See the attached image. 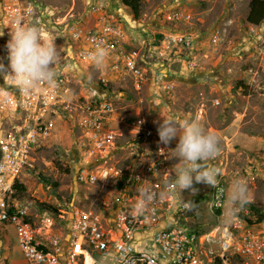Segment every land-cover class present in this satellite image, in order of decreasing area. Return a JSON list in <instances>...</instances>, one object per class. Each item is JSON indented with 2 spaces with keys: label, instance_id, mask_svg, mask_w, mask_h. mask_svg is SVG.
<instances>
[{
  "label": "rangeland",
  "instance_id": "rangeland-1",
  "mask_svg": "<svg viewBox=\"0 0 264 264\" xmlns=\"http://www.w3.org/2000/svg\"><path fill=\"white\" fill-rule=\"evenodd\" d=\"M35 1L41 9L53 14L56 23L72 17L89 27L93 23L87 12L90 3L103 2L107 7L118 8L124 19L126 47L139 50L143 59L151 64L148 68L153 73L139 91L131 89L127 77L120 74L112 77L108 72L116 109L113 127L122 145L121 149L111 153L109 164L124 170L130 163V144L135 143V136L130 133L129 125L137 118L157 135L158 123L169 117L180 121L198 120L212 133L211 126H221L228 139L218 136L220 153L207 162L219 170L217 183L225 189V203L219 214L208 209L213 187L194 184L198 189L195 195L178 190L175 183L178 161L173 151L178 137L168 145L162 144L164 163L170 171L165 184L171 185L173 198L177 204L196 200L194 210L184 211L180 221L202 231L217 225L232 226L235 218H242L250 228H264V220L256 222L255 215L249 210V205L264 210V22L259 26L246 22L250 0H140L137 18L120 0ZM3 20L0 0V28L3 31L0 58L6 66ZM60 28L57 26L47 38L60 48L57 71L66 74L73 86L81 81L96 82L101 70L105 69L78 60L74 44ZM176 35L188 36L193 40L192 45L170 44L167 47L164 38ZM186 63H192L194 69L188 71ZM249 70L256 74V83H248ZM155 71L164 75L170 86L168 92L154 84L152 74ZM226 110L233 116L228 127L234 130L229 134L225 128ZM54 121L46 141L31 150L32 168L20 175L19 184H23L24 191L18 195H14V191L13 196L29 204L33 214L31 221L39 227L41 234L56 235L62 244L68 233L67 212L94 208L100 200L113 201L120 181L110 180L104 186L77 185L74 172L79 163L88 161L87 153L80 145V132L69 122ZM150 150L151 146L146 152ZM235 179H242L247 184L250 202L228 219L227 194ZM91 257L98 260L97 264L107 262L100 260L96 253ZM23 262L14 242L12 226L0 223V264ZM84 264H92L88 255Z\"/></svg>",
  "mask_w": 264,
  "mask_h": 264
},
{
  "label": "built area",
  "instance_id": "built-area-1",
  "mask_svg": "<svg viewBox=\"0 0 264 264\" xmlns=\"http://www.w3.org/2000/svg\"><path fill=\"white\" fill-rule=\"evenodd\" d=\"M1 7L5 47L9 27L20 19L38 25L46 38L62 26V34L76 48V58L91 65V53L97 47L106 49L101 69L107 71L101 70L96 82L81 81L73 86L66 74L57 71L54 86L41 84L28 95L11 88L0 96V223L12 226L14 242L26 264H84L86 255L97 264L93 253L106 264H264L262 227L250 228L242 218H235L232 226L217 225L208 231L181 223L186 209L173 198L171 185L165 184L170 171L164 163V147L142 119L129 125L135 136V143L130 144V163L124 170L108 163L111 153L122 148L113 127L116 109L108 72L112 77H127L134 91H139L153 73L139 50L126 47L124 19L118 8L90 3L87 12L93 23L89 27L72 17L56 23L53 14L41 9L35 0H1ZM163 42L167 47H190L193 40L176 35ZM6 61L7 67V57ZM193 67L192 63L185 65L188 71ZM249 76L248 83H256L252 70ZM152 79L168 92L170 86L162 73L155 71ZM54 120L69 122L80 132V145L88 161L79 163L74 172L77 185L104 186L110 180L125 178L113 201L100 200L94 208L67 212L68 233L62 244L56 235L41 234L31 221L29 204L13 196L14 184L21 183L20 175L32 168L31 150L46 141ZM141 188H150L157 195L143 213H137L134 209ZM225 196L224 187L217 183L209 194L208 209L221 211Z\"/></svg>",
  "mask_w": 264,
  "mask_h": 264
},
{
  "label": "clouds",
  "instance_id": "clouds-1",
  "mask_svg": "<svg viewBox=\"0 0 264 264\" xmlns=\"http://www.w3.org/2000/svg\"><path fill=\"white\" fill-rule=\"evenodd\" d=\"M10 39L6 43L8 66L0 58V77L4 84L0 85V96L14 88L22 95H28L41 84L54 86L60 59V48L54 41L42 35V29L36 24H25L17 19L9 27ZM3 35L0 28V36ZM106 57V49L97 47L91 53V59L97 68H101ZM12 83L9 84L8 82ZM159 142L168 145L178 137L173 149L177 162L175 183L179 191H189L192 195L198 192L194 184H206L217 187L219 170L207 162L220 153V139L207 131L198 120L180 121L175 117L163 118L158 123ZM156 193L150 188H141L135 205L137 213H143L147 205L156 199ZM249 190L242 179L233 180L229 187L226 201L227 218L231 219L249 203ZM188 211L196 207L194 202H184Z\"/></svg>",
  "mask_w": 264,
  "mask_h": 264
},
{
  "label": "trees",
  "instance_id": "trees-1",
  "mask_svg": "<svg viewBox=\"0 0 264 264\" xmlns=\"http://www.w3.org/2000/svg\"><path fill=\"white\" fill-rule=\"evenodd\" d=\"M121 4L124 5L126 8H128L133 15L134 18H137L139 15V8H140V0H120ZM246 22L253 26H259L262 22H264V0H250L248 3V11L246 15ZM125 180L123 177L118 186L121 185V183ZM14 195H18V193H21L24 191L23 184L15 183L14 186ZM195 203L196 200H193ZM249 210L252 212V214L256 217V222H261L264 220V210L262 208L249 205ZM217 214L220 213L219 211H216ZM240 217H243L241 213H239Z\"/></svg>",
  "mask_w": 264,
  "mask_h": 264
},
{
  "label": "crops",
  "instance_id": "crops-1",
  "mask_svg": "<svg viewBox=\"0 0 264 264\" xmlns=\"http://www.w3.org/2000/svg\"><path fill=\"white\" fill-rule=\"evenodd\" d=\"M128 41H129V43H130V38H128L127 39ZM226 113H227V115H226V120H225V123H226V129L228 128V130H227V132H228V134H229V132H232L234 129L233 128H230V126L228 127V123H230V121H231V119L233 118V116H232V113H231V111L229 112V111H227L226 110ZM232 123V122H231ZM229 129H230V131H229ZM211 130L214 132V133H216V135L217 136H219V137H223L224 136V138H226V139H228V137L227 136H225L224 135V132H223V130H222V127L221 126H211ZM16 245V244H15ZM20 253V252H19ZM21 254V253H20ZM22 256V255H21ZM23 258V257H22ZM19 261H22V260H20V259H18ZM23 261H24V259H23ZM25 263V261L23 262V264ZM26 264V263H25Z\"/></svg>",
  "mask_w": 264,
  "mask_h": 264
}]
</instances>
